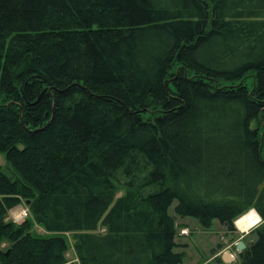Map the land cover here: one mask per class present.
I'll return each mask as SVG.
<instances>
[{
  "label": "trees",
  "instance_id": "1",
  "mask_svg": "<svg viewBox=\"0 0 264 264\" xmlns=\"http://www.w3.org/2000/svg\"><path fill=\"white\" fill-rule=\"evenodd\" d=\"M0 153L1 264H183L251 209L264 264V0H0Z\"/></svg>",
  "mask_w": 264,
  "mask_h": 264
},
{
  "label": "rangeland",
  "instance_id": "2",
  "mask_svg": "<svg viewBox=\"0 0 264 264\" xmlns=\"http://www.w3.org/2000/svg\"><path fill=\"white\" fill-rule=\"evenodd\" d=\"M0 165L3 166L4 171L9 176H16L14 173L15 171L9 165H7L5 155L2 153H0ZM122 193H123L122 191H119L117 196L118 197L121 196ZM175 206H176V201L170 207V213L172 215H175ZM254 210L255 209H251L250 211L240 216L235 221L236 229H238L237 227L240 228L238 221L244 216H246L248 213L255 212ZM29 217L34 220L33 230L36 234L49 235V233L44 229V227L40 225L38 222H36V220L32 216V213L30 211L27 202L25 201L15 206L14 208L10 209L6 216V220H12L15 221L16 223H20ZM187 218L189 219V221H184V223L178 221L179 218L177 219V223H178L177 242L186 247V248L179 247L177 250L179 249L185 250L184 251L186 253L184 260L185 264H224L220 254L221 252H225L230 248H232L231 254L232 255L234 254L236 257V260L235 262H233V264H239L240 262L238 256L239 251L237 250V244H235L236 241L239 242L240 240H244V242L248 245L251 241L255 240L256 234L253 233L252 230L262 222V221L260 222L259 219L256 225L246 230H243L246 232H240V230H236V231L228 230L219 220H215L211 227L204 228L196 218L193 217H187ZM183 225L187 227H184ZM182 227L188 229V234H181ZM105 230L106 229L101 226L98 229V232H105ZM65 235L67 236L69 241V250L67 252V258L70 262H75L79 264L76 256V252L73 247V243L75 241L74 234L69 232L66 233ZM5 245L6 244L4 243L2 246Z\"/></svg>",
  "mask_w": 264,
  "mask_h": 264
},
{
  "label": "crops",
  "instance_id": "3",
  "mask_svg": "<svg viewBox=\"0 0 264 264\" xmlns=\"http://www.w3.org/2000/svg\"><path fill=\"white\" fill-rule=\"evenodd\" d=\"M256 214L261 218V216L258 214V212L256 211ZM178 221H180V222H183L184 223V221H189V219L187 218V217H185V218H179V220ZM262 221V218H261V220H260V222ZM259 222V223H260ZM258 223V224H259ZM184 227H187V226H185V225H183ZM184 227H182V228H184ZM181 228V229H182ZM238 229L237 230H240V232H246V231H243V230H241L239 227H237ZM185 236V235H184ZM237 242L238 241H236V243L235 244H237ZM182 244H180L179 243V247H185V246H181ZM247 245V244H246ZM178 247V248H179ZM186 248V247H185ZM229 249V248H228ZM232 248H230L229 250H227V251H225V252H221V254H220V252H219V254H220V256H221V259H222V261H223V263L224 264H233V262H235V260L232 258V256H231V253H232V250H231ZM180 251H185V250H181V249H179ZM231 250V251H230ZM218 252V251H217ZM183 264H185V261H184V263Z\"/></svg>",
  "mask_w": 264,
  "mask_h": 264
},
{
  "label": "water",
  "instance_id": "4",
  "mask_svg": "<svg viewBox=\"0 0 264 264\" xmlns=\"http://www.w3.org/2000/svg\"><path fill=\"white\" fill-rule=\"evenodd\" d=\"M28 203V202H27ZM236 224V223H235ZM247 247L246 243L244 242V240H240L238 243H237V250L239 252L243 251L245 248Z\"/></svg>",
  "mask_w": 264,
  "mask_h": 264
},
{
  "label": "built area",
  "instance_id": "5",
  "mask_svg": "<svg viewBox=\"0 0 264 264\" xmlns=\"http://www.w3.org/2000/svg\"><path fill=\"white\" fill-rule=\"evenodd\" d=\"M181 234H188V229L187 228L181 229ZM232 257L235 258V255L233 254Z\"/></svg>",
  "mask_w": 264,
  "mask_h": 264
},
{
  "label": "bare ground",
  "instance_id": "6",
  "mask_svg": "<svg viewBox=\"0 0 264 264\" xmlns=\"http://www.w3.org/2000/svg\"><path fill=\"white\" fill-rule=\"evenodd\" d=\"M255 211V210H254ZM256 212V211H255ZM258 216V215H257ZM258 218L261 220V218L258 216Z\"/></svg>",
  "mask_w": 264,
  "mask_h": 264
}]
</instances>
